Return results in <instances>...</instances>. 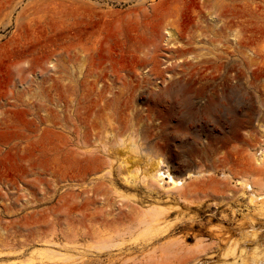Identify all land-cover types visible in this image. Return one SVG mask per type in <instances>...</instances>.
I'll list each match as a JSON object with an SVG mask.
<instances>
[{
  "label": "rangeland",
  "instance_id": "374dc122",
  "mask_svg": "<svg viewBox=\"0 0 264 264\" xmlns=\"http://www.w3.org/2000/svg\"><path fill=\"white\" fill-rule=\"evenodd\" d=\"M215 65L227 81L194 84ZM262 151L264 0H0V264H230L254 231L264 250L237 182L264 193Z\"/></svg>",
  "mask_w": 264,
  "mask_h": 264
},
{
  "label": "bare ground",
  "instance_id": "6f19581e",
  "mask_svg": "<svg viewBox=\"0 0 264 264\" xmlns=\"http://www.w3.org/2000/svg\"><path fill=\"white\" fill-rule=\"evenodd\" d=\"M228 73H229V71H226L224 65L210 66V68L209 67L206 68L203 72H200V74L198 73L199 76L197 78V81H195V82L193 81V82H194L195 85L200 83V84H204V86H205L208 83L213 82V81H217V80L227 81L228 80ZM198 74L195 73V74L192 75V77L194 78V77H196L195 75H198ZM191 84H193V83L191 82ZM195 85H188L186 87L183 86V88H185V92H190L191 89L193 88V86H195ZM253 107H255V106H253ZM148 156H150V155L148 154ZM261 156H260V159L258 161V163H260V165L264 161V151H262ZM154 159H156V158L155 157L153 158V156H152V157H148V160H146L147 163H149V165H151V166L148 165L150 167L149 170H148V176L151 177L152 179H154L158 183H165L164 173H162V171H161V162L158 159H156V160H154ZM263 167H264V165H263ZM191 168L192 167L190 166L189 168L180 170V172L182 173V176H183V173L185 174V172L188 169H191ZM257 170H259V169H257ZM203 172H202V170L197 172L196 176L198 174H200V175L203 174ZM257 172H259V171H257ZM189 173H190L189 174L190 177L189 176L188 177L191 179V177L193 176V178H194L195 174L193 175L191 173V171H189ZM207 173H209L210 175L213 174V172L210 173L209 171H207ZM204 175L205 174H203V176ZM184 180H186V179L185 178H177V177L175 178L173 176H170V180L166 183L169 186V188H167L168 189V193H169L170 190L171 191H175V192L177 190L179 191V189L181 187H183L184 184H186V183H184L185 182ZM260 181L264 182L263 180H260ZM237 182H238V185H241V187L243 189H246L248 187L251 189L250 203H252V204L254 203L256 205V210H258L261 214L264 215V193L260 194L259 193L260 189H257L258 190L257 191L255 189L254 185H253L255 183L252 182L253 183L252 184L249 179L241 178V180H238ZM262 182H260V186L262 185L261 184ZM161 185H163V187L165 186V184H161ZM260 186H259V188H260ZM263 186H264V184H263ZM263 189H264V187H263ZM180 196H182V195H180ZM259 212H257V213H259ZM143 216H144V218L139 221V224L151 225V227L155 226V228H156V226L160 225V222H161V217L160 216L161 215H160V211L159 210L154 209V208H150V209L146 210V212L143 214ZM249 233H246L247 235L244 236V239L242 241L243 245L246 244V243L248 244L249 241H252V242H254V245H256V246L251 250V252H249V251L246 250V248H244L243 246L240 245V243H239L240 240L239 241H233L232 244L230 245V247L228 248V250L231 252L230 254H233V256H234V261L232 263L230 262V264H249V262H252V264L253 263L254 264H264V250L261 248L262 246L259 245V242H258V239H257V235L258 234H256L257 232L255 233V231H254V233H252V232H251L252 234L250 233L252 236H248ZM77 236L78 235L75 234V233L74 234H69L67 236V239L72 240V239L76 238ZM225 254L227 255L228 252L226 251ZM230 256L231 255H229L227 257H230ZM227 264H229V263H227Z\"/></svg>",
  "mask_w": 264,
  "mask_h": 264
}]
</instances>
